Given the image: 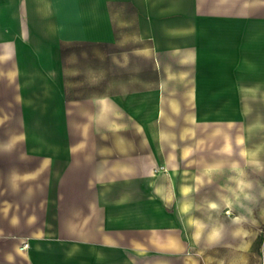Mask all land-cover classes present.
Segmentation results:
<instances>
[{
	"label": "crops",
	"instance_id": "crops-1",
	"mask_svg": "<svg viewBox=\"0 0 264 264\" xmlns=\"http://www.w3.org/2000/svg\"><path fill=\"white\" fill-rule=\"evenodd\" d=\"M250 1L260 0H0V77L14 76L27 104L38 103L28 97L32 88L48 89L50 118L61 119L64 46L123 38L161 51L201 45L211 38L210 25L223 23L245 24L244 30L234 27L238 40L248 34ZM258 23L257 41L264 40V20ZM100 103L104 96L97 97ZM36 107L21 110L26 131L34 132L31 121L44 117ZM107 110L108 125L103 121L100 130L120 131L115 107ZM95 118L102 119L99 112ZM257 147L260 152L264 145ZM27 152L39 160L15 178L16 199L7 197L9 181L0 188L6 194L0 197V240L11 241L2 263L264 264V191L250 193L248 177L236 178L240 187L208 193L209 203L202 205L201 192L185 191L178 182L173 150L160 158L159 147L116 155L121 150L55 142ZM42 203L51 209L43 222L35 212Z\"/></svg>",
	"mask_w": 264,
	"mask_h": 264
},
{
	"label": "rangeland",
	"instance_id": "rangeland-1",
	"mask_svg": "<svg viewBox=\"0 0 264 264\" xmlns=\"http://www.w3.org/2000/svg\"><path fill=\"white\" fill-rule=\"evenodd\" d=\"M248 19V34L243 32L238 40L234 27L244 30L245 24L223 23L211 24V38L201 45L193 42L161 51L151 50L148 41L123 38L64 46L61 119L50 118L48 89L32 88L28 97L38 103L27 104L15 86L16 78L0 77V150L8 149L0 152V188L7 189L9 181L7 197L16 199L15 178L27 175L39 160L28 149L83 142L121 150L116 155L159 147L164 158L173 150L179 160L178 182L185 184V191L201 192L202 205L209 203L204 199L208 193L240 187L235 180L241 175L248 177L250 193L264 191V184L257 183L264 177V148L258 152L257 147L264 145V40H256L262 31L258 21L264 20V1H250ZM218 28L222 30L217 32ZM98 96H104L105 104H97ZM150 97L153 104L148 103ZM35 107L44 117L31 121L37 128L30 136L34 132L25 130L21 110ZM112 107L120 131H101ZM97 112L103 120L95 118ZM47 171L44 168L41 176ZM46 205L35 209L42 222L51 210ZM10 244L9 239L0 240V264H23L21 258L1 262L2 251Z\"/></svg>",
	"mask_w": 264,
	"mask_h": 264
},
{
	"label": "built area",
	"instance_id": "built-area-1",
	"mask_svg": "<svg viewBox=\"0 0 264 264\" xmlns=\"http://www.w3.org/2000/svg\"><path fill=\"white\" fill-rule=\"evenodd\" d=\"M26 246H27V242H24L21 247L25 248Z\"/></svg>",
	"mask_w": 264,
	"mask_h": 264
}]
</instances>
